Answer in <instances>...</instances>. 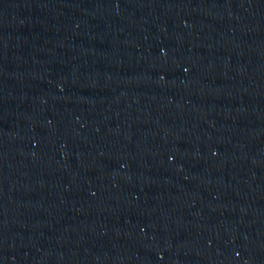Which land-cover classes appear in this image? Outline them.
<instances>
[{
    "label": "water",
    "instance_id": "95a60500",
    "mask_svg": "<svg viewBox=\"0 0 264 264\" xmlns=\"http://www.w3.org/2000/svg\"><path fill=\"white\" fill-rule=\"evenodd\" d=\"M0 264H264V0H0Z\"/></svg>",
    "mask_w": 264,
    "mask_h": 264
}]
</instances>
